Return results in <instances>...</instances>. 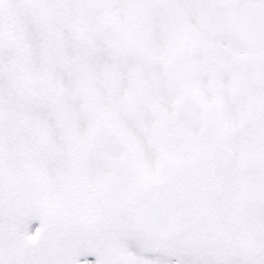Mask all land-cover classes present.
Segmentation results:
<instances>
[{
  "label": "snow or ice",
  "instance_id": "6c2138e0",
  "mask_svg": "<svg viewBox=\"0 0 264 264\" xmlns=\"http://www.w3.org/2000/svg\"><path fill=\"white\" fill-rule=\"evenodd\" d=\"M0 264H264V0H0Z\"/></svg>",
  "mask_w": 264,
  "mask_h": 264
}]
</instances>
